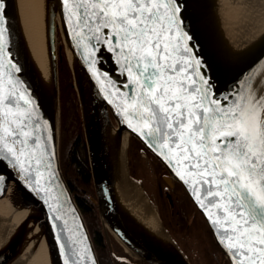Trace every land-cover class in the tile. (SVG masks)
<instances>
[{
    "label": "snow or ice",
    "instance_id": "6c2138e0",
    "mask_svg": "<svg viewBox=\"0 0 264 264\" xmlns=\"http://www.w3.org/2000/svg\"><path fill=\"white\" fill-rule=\"evenodd\" d=\"M184 8V0H62L105 100L187 186L229 264H264V89L217 98ZM6 34L0 14V163L47 192L42 181L54 158L40 135L47 125L23 82L13 78L21 69L5 59ZM104 50L126 74L128 92L97 68ZM69 256L83 260L78 252Z\"/></svg>",
    "mask_w": 264,
    "mask_h": 264
},
{
    "label": "water",
    "instance_id": "95a60500",
    "mask_svg": "<svg viewBox=\"0 0 264 264\" xmlns=\"http://www.w3.org/2000/svg\"><path fill=\"white\" fill-rule=\"evenodd\" d=\"M4 7L0 14L5 17L7 28L6 51L10 53L12 62L18 66L19 73L12 72L13 78L23 82L28 94L37 106L40 123L47 125V131H41L42 139L54 154L51 162V175L46 171L42 183L50 189L47 192L35 191V184H30L29 178L18 174L7 161L0 163V198L4 196L9 181L16 184L21 197L29 201L37 211L40 224L45 232L48 249L53 264H64L65 259L77 260L79 264H99L94 244L83 215L66 183L59 161V79L58 53L63 49L67 66L70 70L72 87L75 91L81 127L86 147L91 182L94 192L92 201L97 206V213L101 223L103 236L108 247L113 264H139L125 258H117L113 254L111 237L132 260L145 264H190L176 241L164 227L158 212L146 192L134 181L129 173L128 147L129 141L134 139L140 147L165 171L163 179L172 187L176 183L184 192L189 203L203 221L213 244L223 259L229 264V258L218 243V237L210 225L203 209L195 203L186 185L175 176L163 158L158 156L149 142L139 133L128 127L124 117L113 104L105 100V92L101 91V84L89 71V62L84 58V49L77 46V39L73 35V26L68 23V13L62 10V0H45L44 29L47 63L50 70L52 87L54 89L51 100L44 93L38 76L33 72L28 52L21 38L20 22L14 0H0ZM184 17L191 28L194 37L195 54L205 63L204 71L211 77L217 98L231 93H246L254 88L258 93L264 89V24H249V35L237 46L227 45L225 38H221L218 24V9L214 0H184ZM59 28V34L56 32ZM57 35L61 42L58 46ZM92 43V42H90ZM67 50L72 57L68 60ZM97 68L108 74L114 86L123 92L126 74H122L119 65L115 63V55L104 50L98 54ZM10 66L5 71H10ZM104 87H107L105 83ZM119 104V98H114ZM231 103V101H229ZM115 126L118 136L125 132L128 135L126 146V172L129 180L135 183L144 195L148 206L155 212L158 230L161 235L154 234L142 224L123 204L117 200L114 181L120 172L119 149L120 138L116 136V143L108 151V141L105 137V127ZM51 135L54 139L47 140ZM110 152V153H109ZM35 179V175L31 177ZM51 205V207L49 206ZM59 215L60 220L54 216ZM23 231L6 235L0 241V264H10L20 250ZM78 252L83 256H69ZM17 264H21L18 262Z\"/></svg>",
    "mask_w": 264,
    "mask_h": 264
},
{
    "label": "bare ground",
    "instance_id": "6f19581e",
    "mask_svg": "<svg viewBox=\"0 0 264 264\" xmlns=\"http://www.w3.org/2000/svg\"><path fill=\"white\" fill-rule=\"evenodd\" d=\"M19 16L21 38L28 52L33 72L38 76L44 93L49 100L53 95L50 70L47 63L46 41L44 29L45 0H14ZM218 9V24L221 38L227 45L241 44L251 32L249 24H264V0H214ZM59 34V28L56 26ZM249 32V33H248ZM246 37V38H245ZM243 38H245L243 40ZM68 60L72 57L67 50ZM54 96V95H53ZM105 137L108 141V151L120 138V172L114 181L117 200L154 234L161 235L158 230V220L155 212L148 206L140 188L131 182L126 172L127 133L119 134L115 126L105 127ZM110 153V152H109ZM23 231L20 250L14 262L10 264H53L48 249L46 235L40 224L37 211L32 204L24 200L16 184L9 181L6 192L0 198V241L10 234Z\"/></svg>",
    "mask_w": 264,
    "mask_h": 264
},
{
    "label": "trees",
    "instance_id": "16d2710c",
    "mask_svg": "<svg viewBox=\"0 0 264 264\" xmlns=\"http://www.w3.org/2000/svg\"><path fill=\"white\" fill-rule=\"evenodd\" d=\"M57 44L58 46H61L60 39H58ZM58 79L60 107L59 161L61 171L83 215L94 244L99 264H113L103 236L101 223L97 213V206L92 201V198H94V192L91 182L83 131L81 127L79 106L75 91L72 87L71 74L65 60L63 49H61V51L58 53ZM138 149L142 148L136 142L135 150ZM129 173L134 181H138L131 162H129ZM174 218L178 227L180 226L184 230L190 228L188 223L185 224L186 219L183 213L181 214L180 211L176 210ZM206 232L209 236L207 229ZM208 239L209 245L211 244V248L218 251L210 237ZM111 245L113 254L117 258H125L135 263L145 264L132 260L131 257L123 252L122 248L112 237ZM205 258L206 264H227L222 256L220 257L221 263L214 262L207 254L205 255Z\"/></svg>",
    "mask_w": 264,
    "mask_h": 264
},
{
    "label": "rangeland",
    "instance_id": "374dc122",
    "mask_svg": "<svg viewBox=\"0 0 264 264\" xmlns=\"http://www.w3.org/2000/svg\"><path fill=\"white\" fill-rule=\"evenodd\" d=\"M58 39H59V35H57V40ZM135 148H136V141L134 139H131L129 141V147H128V156H130L128 163L131 162L132 168L136 173V177L138 179L137 183L147 193V196L152 202L155 210L158 212V215L160 216L163 225L167 224V226L172 227V223L167 218V210L165 204H164L165 211H163L161 208L158 209L157 203L155 201V199H158L157 190L159 186L162 187L163 191L168 190V188L165 186L166 185L165 181L160 174V170H159L160 165L156 163L142 149L135 150ZM168 187L169 189L171 188L170 186ZM174 196L172 198V202L174 204L173 205L174 212L172 213H175L176 210L180 211L181 214L183 213L186 219L185 224L188 223L190 228L184 230L180 226L179 227L177 226L174 228L172 227L173 228L171 232L172 234L168 230L167 231L176 241L179 248L182 250V252L186 256L190 264H206V258H205L206 254L210 256L214 262L221 263L220 254L218 253L217 250L211 248V244L209 245L208 238L210 236L207 235L205 225L201 220V218L196 215L197 214L196 211L193 209V207L190 205L188 201H183L185 200V197H181L178 194L177 195L174 194ZM183 202H187V203H183ZM163 203L160 202L159 204L163 205ZM193 212L194 215L192 214ZM192 218L193 220L191 221L190 219ZM172 222L173 225L175 226L176 221L175 218L173 217H172Z\"/></svg>",
    "mask_w": 264,
    "mask_h": 264
},
{
    "label": "flooded vegetation",
    "instance_id": "af4514ba",
    "mask_svg": "<svg viewBox=\"0 0 264 264\" xmlns=\"http://www.w3.org/2000/svg\"><path fill=\"white\" fill-rule=\"evenodd\" d=\"M161 167V166H160ZM159 167V168H160ZM158 168V169H159ZM160 170V174H161V177H163L164 175H165V171L162 169V167L159 169ZM162 172V173H161ZM162 182V181H161ZM166 184V183H165ZM167 188H168V192L167 191H163L162 190V187L161 186H159L158 187V190H157V198L158 199H155V201H156V203H157V207H158V209L159 208H161L163 211H165V208H164V204H165V206H166V210H167V218L169 219V221L172 223V227L174 228V227H177V225L175 224V226L173 225V222H172V217L174 218V216H175V213H172V212H174L173 211V202H172V198H173V196H174V194H178V195H180L181 197H185V194L183 193V191L179 188V186L176 184V183H174L173 185H172V187L169 189V187H168V185L166 184L165 185ZM147 194V193H146ZM155 196V195H154ZM175 197V196H174ZM183 201H188L186 198H185V200H183ZM160 202H164L163 203V205L162 204H159ZM183 203H187V202H183ZM160 205H161V207H160ZM193 215H194V212L192 213ZM196 214V213H195ZM197 215V214H196ZM191 221L193 220V218L192 219H190ZM165 225V227H166V229L171 233L172 232V227H170V226H167V224H164ZM189 225V224H188ZM174 231V230H173ZM172 234V233H171Z\"/></svg>",
    "mask_w": 264,
    "mask_h": 264
}]
</instances>
